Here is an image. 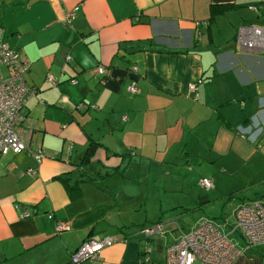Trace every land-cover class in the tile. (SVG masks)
<instances>
[{
    "label": "crops",
    "instance_id": "0c3cea01",
    "mask_svg": "<svg viewBox=\"0 0 264 264\" xmlns=\"http://www.w3.org/2000/svg\"><path fill=\"white\" fill-rule=\"evenodd\" d=\"M250 25L264 28V0H0L5 42L30 64L25 79L35 91L24 134L46 154L41 164L29 153L0 157V264H69L93 238L116 243L84 264H142L147 246L148 264H165L166 250L191 232L167 224L164 235L143 236L161 218L145 211L136 220L150 198L137 183L154 174L178 183L185 166L198 184L212 180L217 197L238 174L248 187L264 183V52L236 41ZM100 66L105 75L94 73ZM133 81L138 94L128 92ZM121 179L134 195L113 191ZM256 190L264 194V184ZM163 191L168 200L183 192ZM201 219L225 234L233 224ZM58 223L71 228L58 233ZM234 264H264V243Z\"/></svg>",
    "mask_w": 264,
    "mask_h": 264
},
{
    "label": "built area",
    "instance_id": "2783aa9c",
    "mask_svg": "<svg viewBox=\"0 0 264 264\" xmlns=\"http://www.w3.org/2000/svg\"><path fill=\"white\" fill-rule=\"evenodd\" d=\"M258 11V8L251 7ZM80 6H77L66 15L65 24L69 26ZM238 46L250 53L264 52V28L258 26L240 27L236 35ZM30 69V64L24 61L9 44L5 42V34L0 27V157L11 154L19 155L29 153L38 164L46 157L43 150L34 151L28 143L24 134V125L27 121L24 109L28 99L35 95V91L26 82L25 75ZM138 68H133L136 74ZM94 73L105 75V67H98ZM48 81L52 84L55 80L52 75L48 76ZM75 83V81H72ZM190 91L198 95L197 85H192ZM128 92L138 94L136 82L133 81L128 87ZM252 128L248 130L239 128L242 135L252 133ZM246 131V132H245ZM33 174L34 170H29ZM199 186L205 191H212L214 182L209 179H201ZM23 218L31 217V213H25ZM236 226L232 233L241 232L247 240V248L264 243V200H256L242 204L236 211ZM70 225L58 223L56 230L58 233L69 231ZM165 224H155L143 228L141 234L147 238L164 232ZM116 242L113 239L98 240L88 239L81 247L71 254L69 264H84L93 262L100 257L101 252L111 247ZM145 262H151L152 249H145ZM243 253L236 248L230 237L224 234L220 228L212 221L201 220L197 227L189 234L183 235L176 243L166 250L165 264H234Z\"/></svg>",
    "mask_w": 264,
    "mask_h": 264
},
{
    "label": "rangeland",
    "instance_id": "374dc122",
    "mask_svg": "<svg viewBox=\"0 0 264 264\" xmlns=\"http://www.w3.org/2000/svg\"><path fill=\"white\" fill-rule=\"evenodd\" d=\"M251 11H254L252 8L248 7ZM245 26V27H252ZM48 82V81H47ZM131 94V93H130ZM185 172L179 173L182 175V179L178 183H174L172 181V176H166L164 179L155 180V174L152 177H148L147 182H140L137 183L138 186L145 184L144 189L147 190V194H150V198L148 201L146 200L145 203L148 202L147 207L143 209V212H138L136 215V220L143 222L146 214L148 217H153V219L161 218L159 222L156 224H172V228L176 227L178 231L185 230L186 232H192L193 229L197 226V224L202 220L201 217H208L214 220L218 224H222L223 220H232V228L236 226V218L235 214L236 211L242 206V204L237 207L238 203L242 202V199L253 200L257 197H262L259 199L264 200V194L260 190H256L258 187L263 185H256L253 187H248L250 185V181L242 182L240 174L236 177H231L225 179L222 183L221 187L223 188L224 192H226L227 196L224 198L217 197V191L213 190L208 192L207 194L211 198V202L203 204V201L207 198H202L203 191L201 193L198 187V181L193 174H191L187 169L188 167L185 166ZM257 169V168H256ZM256 169L253 173L254 175ZM134 175V173L130 170L128 175ZM129 177H127L128 179ZM249 179V177H247ZM123 187L125 190L124 193L127 195H134V184L132 181H123L122 179L118 182V185L112 186L113 191L120 195V187ZM246 187V188H245ZM164 188L172 191V190H180L182 189L183 192L179 193L174 198L168 200L166 197L160 198V194L164 193ZM255 189V190H254ZM160 190V193H158ZM200 191V194H199ZM166 194V193H165ZM262 195V196H261ZM256 196V197H254ZM202 206L204 209L197 211V208ZM162 210V212H160ZM146 211V214H145ZM233 216V219H232ZM149 219V218H148ZM234 220V222H233ZM155 224V223H154ZM140 225V224H138ZM151 226V225H150ZM194 227V228H193ZM171 228V227H170ZM231 228V230H232ZM168 229V228H167ZM230 230V231H231ZM166 232H158L157 234L153 235L154 237L160 236V234L164 235ZM183 233V232H182ZM231 241L239 248L244 245V248L247 246V240L242 237V234L237 233L233 234L230 237ZM145 244H148L147 242ZM71 259V258H70ZM70 263V262H69ZM199 264V263H197Z\"/></svg>",
    "mask_w": 264,
    "mask_h": 264
},
{
    "label": "trees",
    "instance_id": "16d2710c",
    "mask_svg": "<svg viewBox=\"0 0 264 264\" xmlns=\"http://www.w3.org/2000/svg\"><path fill=\"white\" fill-rule=\"evenodd\" d=\"M223 9V7H219V8H212V13L215 15V14H219V13H221V10ZM17 52V51H16ZM18 53V52H17ZM50 75V74H49ZM48 75V76H49ZM48 76H47V78H48ZM47 81H48V79H47ZM72 81H75V80H72ZM48 83H50L49 81H48ZM77 83V81H75V83L74 84H76ZM51 85H57V82L55 81V83L54 84H52L51 83ZM29 86V85H28ZM30 87V86H29ZM31 88V87H30ZM34 90V89H33ZM66 182L68 181L66 178H63ZM70 187V185H68V188ZM72 187V186H71ZM143 235V234H142ZM144 236V235H143ZM149 238H151V237H149ZM149 238H147V239H149ZM148 248H151L150 246H147ZM147 247H145V248H143L142 250H141V262H142V264H148V263H146L145 262V249L147 248ZM152 249V248H151Z\"/></svg>",
    "mask_w": 264,
    "mask_h": 264
},
{
    "label": "flooded vegetation",
    "instance_id": "af4514ba",
    "mask_svg": "<svg viewBox=\"0 0 264 264\" xmlns=\"http://www.w3.org/2000/svg\"><path fill=\"white\" fill-rule=\"evenodd\" d=\"M214 185H215V184H214ZM214 189H215V187H214ZM214 189H213V190H214ZM213 190H212V191H213ZM207 192H211V191H207ZM202 220H204V219H202ZM207 220H208V219H207ZM209 221H210V220H209ZM213 223H214V222H213ZM159 224H160V223H159ZM214 224H215V223H214ZM154 225H155V224H154ZM197 225H198V224H197ZM216 225H217V224H216ZM151 226H153V225H151ZM217 226H218V225H217ZM148 227H150V226H148ZM196 227H197V226H196ZM196 227H195V228H196ZM218 227H219V226H218ZM145 228H147V227H145ZM195 228H194V229H195ZM219 228H220V227H219ZM233 228H234V227H233ZM233 228H232V230H233ZM194 229H193V230H194ZM142 230H143V228L141 229V231H142ZM220 230H221V229H220ZM232 230H231L228 234H226V235H228L229 237H231V236L234 234V233H232ZM221 231H222V230H221ZM237 233L240 234L241 232H235V234H237ZM224 234H225V233H224ZM241 234H242V233H241ZM151 237H152V236H151ZM242 237H244L243 234H242ZM149 239H150V238H149ZM234 245H235V244H234ZM235 246H236V245H235ZM252 247H253V246H252ZM252 247H250V248H252ZM236 248H238V247L236 246ZM250 248H247V246H246V248H244V249H239V248H238V249L244 251V250H248V249H250ZM235 262H236V261H235Z\"/></svg>",
    "mask_w": 264,
    "mask_h": 264
}]
</instances>
